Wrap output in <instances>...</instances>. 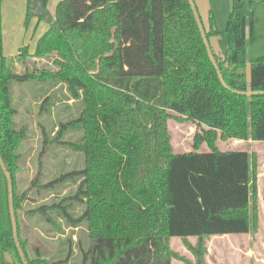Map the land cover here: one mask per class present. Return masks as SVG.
Returning <instances> with one entry per match:
<instances>
[{"label": "trees", "instance_id": "trees-1", "mask_svg": "<svg viewBox=\"0 0 264 264\" xmlns=\"http://www.w3.org/2000/svg\"><path fill=\"white\" fill-rule=\"evenodd\" d=\"M3 1L0 155L12 180L18 240L27 264L66 262L28 256L18 213L30 190L67 180L78 182L72 197L27 214L55 228L52 213L68 228L84 226L90 244L86 251L81 248L82 264H171L176 257L169 249L172 238L182 240L193 264H205L206 240L254 229L250 156L215 145L218 136L264 142V95L237 93L264 91V56L249 62L243 56L244 8L252 0H232L223 30L227 51L223 56L212 51L226 87L207 56L187 0H60L52 16L48 0H23L24 27L32 19L48 26L29 57L51 56L54 69L25 68L20 74L3 56ZM212 22L209 14L207 39L220 33ZM30 82L61 83L68 100L81 102L76 119L61 123L51 138L43 133L41 153L61 144L82 153L84 167L41 184L39 166L28 191L18 194L19 150L28 133L14 120V89ZM174 118L195 127L193 151L174 152L167 125ZM68 130L81 132V140L62 141ZM202 143L208 151H199ZM0 179V264H22L1 170ZM72 203L83 206L77 217L69 210Z\"/></svg>", "mask_w": 264, "mask_h": 264}, {"label": "rangeland", "instance_id": "rangeland-1", "mask_svg": "<svg viewBox=\"0 0 264 264\" xmlns=\"http://www.w3.org/2000/svg\"><path fill=\"white\" fill-rule=\"evenodd\" d=\"M193 1L202 26L206 30L210 28L209 14H211L213 29L220 33L209 37L208 41L214 52L223 56L228 47V37L223 30L231 11L232 0ZM54 2L55 0L48 1V12H51ZM1 10L3 56L10 65L14 66L15 71L20 74L25 68L54 69L51 56L44 60L29 57L33 54L37 38L43 31L32 36L35 32L33 31V19L25 29L22 23L25 16L24 1L4 0ZM244 13L246 26L243 56L245 61L249 62L264 56V0H252L250 5L244 8ZM44 29H46L45 25ZM47 96L48 102L41 105L40 103ZM14 99L17 109L14 118L16 126L25 127L28 133V138L19 150L21 159L16 173L17 193L28 191L31 181L39 172V166L42 173L41 184L53 182L62 175L82 169L84 167L83 154L73 152L61 144L53 143L48 148L46 146L45 151L41 153L43 133L50 135L51 138L55 128L61 123L76 119L82 109L81 102L68 100L64 85L58 82H30L16 86ZM167 125L174 152L193 151L195 127L191 123L178 121L177 118L168 120ZM81 137V132L68 130L62 141L75 143L79 142ZM215 145L220 151H244L250 156V186H253V195L250 193L249 203L255 209L256 224L253 230L251 229L244 235L217 236L206 240L205 264H264V142L222 140L218 136ZM198 149L199 151L209 150L206 143H202ZM62 182H58L47 190H39L36 187L27 193L23 210L18 213L20 235L26 241V251L30 258H36L38 253L42 259L51 263L66 260L59 264H82V250L86 251L90 244L84 226L76 229L68 228L62 218L52 213L58 230L48 225L41 216L27 214L40 205H51L64 198L72 197L76 192L78 182L70 183L68 180L65 183ZM1 196L0 179V202L2 201ZM69 203L68 200L65 204ZM69 210L74 217H77L81 214L83 206L72 203ZM188 242L194 245L195 239H189ZM169 249L176 255L171 259V264H193V256L182 240L170 239ZM4 260L11 262L5 257Z\"/></svg>", "mask_w": 264, "mask_h": 264}, {"label": "water", "instance_id": "water-1", "mask_svg": "<svg viewBox=\"0 0 264 264\" xmlns=\"http://www.w3.org/2000/svg\"><path fill=\"white\" fill-rule=\"evenodd\" d=\"M187 2H188L189 6H190V9L192 11L195 23H196L197 28H198L199 33H200V37L202 39V43H203V45H204V47L206 49L207 56H208L211 64L213 65V67L216 70V73H217V76H218V79H219L220 83L222 84L223 87H226V85H225V83L223 81V78H222V76L220 74V71H219V69H218V67L216 65V61L214 60V56H213L209 41L206 38L205 31H204V28H203L202 23L200 21L199 15L197 13L194 1L193 0H187ZM237 93L240 94V95H245V96L264 95V91H256V92L247 91V92H237ZM0 170H1L2 174H3V176H4V178L6 180V184H7L8 212H9V216H10V222H11L14 246H15V248L17 250L18 256H19L22 264H27L25 256H24V253H23V250H22V248L20 246V243H19V240H18L17 225H16V219H15V214H14V209H13L12 180H11L10 174L8 173V171L6 170V168H5L4 164H3L1 155H0Z\"/></svg>", "mask_w": 264, "mask_h": 264}, {"label": "crops", "instance_id": "crops-1", "mask_svg": "<svg viewBox=\"0 0 264 264\" xmlns=\"http://www.w3.org/2000/svg\"><path fill=\"white\" fill-rule=\"evenodd\" d=\"M49 1V0H48ZM60 0H55V2L52 4V6H51V12H49V14L52 16L53 15V13H54V9H55V6H56V4L59 2ZM4 2V1H3ZM2 2V3H3ZM24 3H25V1H24ZM1 7H2V4H1ZM48 8V7H47ZM25 11H26V5H25ZM25 13V12H24ZM24 18H25V16H24ZM24 21V20H23ZM22 21V23L24 24V22ZM33 21V31H35L34 33H33V35L32 36H36L38 33H40V32H42L41 33V35L47 30V28H48V26H47V24L45 23V22H40L39 24H37V21L35 20V19H33L32 20ZM2 24H3V22H2V10H1V30H2ZM37 24V25H36ZM44 25L46 26V29H44ZM25 29H27V28H25ZM38 37V36H37ZM41 36H39L37 39H39ZM2 42H3V36H2ZM211 47V46H210ZM211 50L214 52V50L212 49V47H211ZM215 54H217L216 52H214ZM217 55H219V56H221L220 54H217ZM0 205H1V202H0ZM225 236H228V235H225Z\"/></svg>", "mask_w": 264, "mask_h": 264}]
</instances>
